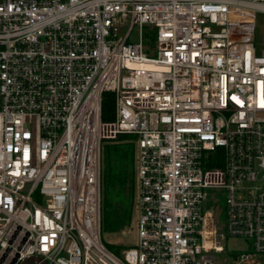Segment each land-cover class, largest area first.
<instances>
[{
  "label": "built area",
  "instance_id": "obj_1",
  "mask_svg": "<svg viewBox=\"0 0 264 264\" xmlns=\"http://www.w3.org/2000/svg\"><path fill=\"white\" fill-rule=\"evenodd\" d=\"M258 12L264 0H0V264H218L228 237L254 250L228 264L264 260ZM121 134L138 143V241L122 256L101 207V143Z\"/></svg>",
  "mask_w": 264,
  "mask_h": 264
},
{
  "label": "rangeland",
  "instance_id": "obj_2",
  "mask_svg": "<svg viewBox=\"0 0 264 264\" xmlns=\"http://www.w3.org/2000/svg\"><path fill=\"white\" fill-rule=\"evenodd\" d=\"M137 33L138 30L135 28L131 33L130 41L138 40ZM263 34L264 12H258L256 41L259 52L262 48ZM155 39L156 35L150 27L145 26L144 42L149 48L146 50L149 55H155ZM101 168L102 239L107 246L120 249L119 255L122 256L124 248L136 246L138 241V143L136 137L122 134L119 139L102 140ZM210 194L220 198L215 203L210 201V204L217 212L220 231L226 232V196L217 190H210ZM224 245L225 252L211 253L216 257L218 264H228L227 259L233 253L254 251L250 241L244 238L228 237ZM258 261L252 264H264V260ZM231 263L234 264V259Z\"/></svg>",
  "mask_w": 264,
  "mask_h": 264
},
{
  "label": "trees",
  "instance_id": "obj_3",
  "mask_svg": "<svg viewBox=\"0 0 264 264\" xmlns=\"http://www.w3.org/2000/svg\"><path fill=\"white\" fill-rule=\"evenodd\" d=\"M114 117H115V94L111 91H106L103 93V97H102V118L104 120H111V119H114ZM121 135L117 139H119ZM123 135H131L135 137L132 134H123ZM107 247L118 255L119 253H121L120 249L118 248L113 249V247L111 246H107Z\"/></svg>",
  "mask_w": 264,
  "mask_h": 264
},
{
  "label": "water",
  "instance_id": "obj_4",
  "mask_svg": "<svg viewBox=\"0 0 264 264\" xmlns=\"http://www.w3.org/2000/svg\"><path fill=\"white\" fill-rule=\"evenodd\" d=\"M35 259H37L38 261L40 260V258L28 257V258H26L24 260V262L22 264H32ZM41 264H46V263L45 262H41Z\"/></svg>",
  "mask_w": 264,
  "mask_h": 264
},
{
  "label": "bare ground",
  "instance_id": "obj_5",
  "mask_svg": "<svg viewBox=\"0 0 264 264\" xmlns=\"http://www.w3.org/2000/svg\"><path fill=\"white\" fill-rule=\"evenodd\" d=\"M139 66L147 67V68H152V67H154V66L151 65V64H141V65H139Z\"/></svg>",
  "mask_w": 264,
  "mask_h": 264
}]
</instances>
